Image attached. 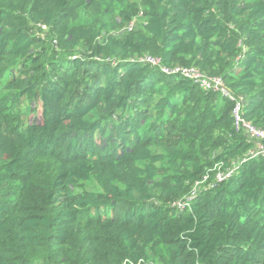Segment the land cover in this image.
<instances>
[{
  "label": "trees",
  "instance_id": "obj_1",
  "mask_svg": "<svg viewBox=\"0 0 264 264\" xmlns=\"http://www.w3.org/2000/svg\"><path fill=\"white\" fill-rule=\"evenodd\" d=\"M240 100L264 130V0H0V264H264Z\"/></svg>",
  "mask_w": 264,
  "mask_h": 264
},
{
  "label": "built area",
  "instance_id": "obj_2",
  "mask_svg": "<svg viewBox=\"0 0 264 264\" xmlns=\"http://www.w3.org/2000/svg\"><path fill=\"white\" fill-rule=\"evenodd\" d=\"M150 62L153 63V65L159 64V61L157 59L156 60L151 59ZM162 69L166 73H181V74L193 79L194 81L199 83L205 89L221 91L226 97H228L230 99H234L233 94L223 85L222 81H220L219 79H210L195 68L190 69V70H187V69L172 70V69H168L166 67H162ZM243 106L244 105L241 102V100L236 102V106L234 109L235 125L237 126V128H241V124L243 126H246L250 136L252 137L251 140H253V139H260L261 140L259 143H257L256 148L254 150H252L251 156H257L259 154L264 155V130L258 129L257 127H253L252 125H250L247 121H245L243 119V117H242L243 112H244ZM233 171L218 173L217 179L219 181L226 180L232 176Z\"/></svg>",
  "mask_w": 264,
  "mask_h": 264
},
{
  "label": "clouds",
  "instance_id": "obj_3",
  "mask_svg": "<svg viewBox=\"0 0 264 264\" xmlns=\"http://www.w3.org/2000/svg\"><path fill=\"white\" fill-rule=\"evenodd\" d=\"M154 67H157V68H159L161 71H163V69H162V66H160L159 64L158 65H155ZM164 73H166L165 71H163ZM167 74H180V75H182V76H185V75H183V74H181V73H167ZM185 77H187V76H185ZM196 82V81H195ZM215 91V90H214ZM218 92H220V95L221 96H223V97H226L221 91H218ZM227 99H230V98H228V97H226ZM234 174V173H233ZM232 174V175H233ZM227 180V179H226ZM224 181V180H223ZM197 197V194L196 193H194V194H192L191 196H189V197H187L181 204L182 205H184L185 207H189L190 205H192V203H193V201L195 200V198ZM181 204H178L177 206H181Z\"/></svg>",
  "mask_w": 264,
  "mask_h": 264
},
{
  "label": "rangeland",
  "instance_id": "obj_4",
  "mask_svg": "<svg viewBox=\"0 0 264 264\" xmlns=\"http://www.w3.org/2000/svg\"><path fill=\"white\" fill-rule=\"evenodd\" d=\"M145 22V17L143 16L142 13L136 15L132 21H130L129 24H126V26L130 29L133 27V29L135 27H140L142 23Z\"/></svg>",
  "mask_w": 264,
  "mask_h": 264
}]
</instances>
